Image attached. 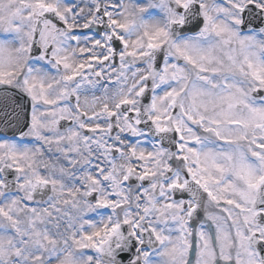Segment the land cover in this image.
<instances>
[{
    "label": "snow or ice",
    "instance_id": "obj_1",
    "mask_svg": "<svg viewBox=\"0 0 264 264\" xmlns=\"http://www.w3.org/2000/svg\"><path fill=\"white\" fill-rule=\"evenodd\" d=\"M0 264H264V0H0Z\"/></svg>",
    "mask_w": 264,
    "mask_h": 264
}]
</instances>
